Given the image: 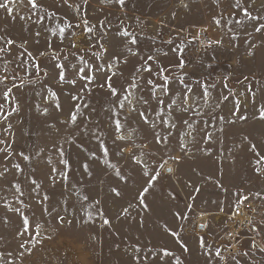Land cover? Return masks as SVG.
Wrapping results in <instances>:
<instances>
[{
	"label": "rangeland",
	"instance_id": "rangeland-1",
	"mask_svg": "<svg viewBox=\"0 0 264 264\" xmlns=\"http://www.w3.org/2000/svg\"><path fill=\"white\" fill-rule=\"evenodd\" d=\"M36 2L32 8L30 0H10L11 11L0 8V79L9 77L0 83V105L11 113L0 117V264H136V257L138 264H264V161L256 163L264 156V29L256 31L264 0H239V7L237 0ZM200 30L222 43L199 50ZM81 67L95 73L90 91ZM108 76L116 96L105 85ZM133 80L137 87L129 89ZM165 83L167 95L158 87L153 94ZM125 95L135 111L128 101L119 107ZM64 170L67 179L59 175ZM145 171L160 172L145 196L148 209L137 206ZM246 201L259 208L254 233L262 246L247 238L239 253L227 254L230 215ZM164 249L173 255L163 256Z\"/></svg>",
	"mask_w": 264,
	"mask_h": 264
},
{
	"label": "snow or ice",
	"instance_id": "snow-or-ice-1",
	"mask_svg": "<svg viewBox=\"0 0 264 264\" xmlns=\"http://www.w3.org/2000/svg\"><path fill=\"white\" fill-rule=\"evenodd\" d=\"M9 2H10V0H2V2H0V8H2V9H7L8 11H11V9L9 8ZM86 2H87V0H85V3H86ZM30 3H31L32 8H37V7L39 6V5L37 4L36 0H30ZM119 3H120V4H123V3H124V0H119ZM239 6H240V4H239V0H237V2H236V7H239ZM244 12H245L246 18H248V19H256L255 17H252L250 13L247 12V9H244ZM39 20H43V17H40ZM83 23L87 26L88 21H87V20H84ZM100 24H101V26H103L104 22L101 21ZM66 27H71V25H70V24H69V25H66ZM261 29H264V24H260L259 27L256 28V31H261ZM63 31H64L63 29H60L61 34H63ZM87 31H88L89 33H91V32L93 31V28L88 27V28H87ZM37 35H39V33H37ZM122 35H123L124 37H131V39H130V41H129L130 44L135 45V44L137 43L135 36L132 35L131 33L127 32V31H124V32H122ZM0 39H3V38L0 37ZM13 43H14V41H12L11 39H9V40L6 41V44H7V45H12ZM169 43H171V41H169ZM215 43L220 44V43H222V41L217 40ZM73 47H76V45L73 44ZM100 47H101V48H104L103 43L100 44ZM4 51H5V49L2 48V47H0V53H3ZM104 51L106 52L107 49L104 48ZM128 51H132V49H131V48H128ZM134 54H135V53H134ZM22 55H23V54H22ZM29 55H31V54L29 53ZM42 55H43V53H42ZM165 55H166V53H165ZM81 59H82V58H81ZM113 59H114V62H116V63H119V62H120V56H119V55L115 56ZM152 59H153V57H151V56L148 57V60H152ZM124 62L127 63V60H125ZM28 67H29V66L25 63L24 70H25L26 72L28 71ZM32 67H35L36 70L39 71V66H38V65H34V66H32ZM180 67H183V62H181ZM57 68L59 69V80H60V81H64V79H65L64 65H63V64H58V65H57ZM5 70H6V69H5ZM145 70L150 71V70H151V69H150V66H148ZM84 72H85V69H84L83 67H81V68L78 69V74H80V75H81V78L85 81V89H87L88 91H90L91 89L88 88V85H89L92 81L95 80L96 76H95V73H94V72H92V73H90V74H84ZM46 74H47V73H45V75H46ZM112 75L114 76V75H116V73L113 72ZM8 79H9L8 76H4L2 79H0V83H3L4 81H7ZM16 79H17V78H16L15 76L12 77V80H13V85H12V87H17V85H16V83H15ZM111 80H112V76H108V77L106 78L105 85L107 86V88H108V90L111 92V94H112L113 96H116V95H118V89L115 88V87H113V85H112V83H111ZM164 80L167 81V80H168V77L165 76V77H164ZM181 82H182V81H181ZM71 83L74 84V83H75V80L71 81ZM148 83H149V84H152L153 82H152V81H148ZM23 84H24V81H23V80H20V85L22 86ZM105 85H101V87H104ZM135 87H137V84L135 83V80H133V82L130 83V84L128 85V88L130 89V88H135ZM156 87L160 88V89L162 90V92H163L164 95H167V84H166V83L163 84V85H157V86H155V87L152 89L153 94H155ZM11 91H12V88H8V89L4 92L3 95H4V97H5L6 100H7L8 96H9V93H10ZM125 91L127 92L128 89H125ZM189 91H191V90L189 89ZM205 94H207V89H206V88H205ZM53 96H55V93H53ZM73 99H77V97H73ZM156 99H157V104H158V105H163V104H164V100H163V99H160L159 97H157ZM224 99L227 100V97H224ZM123 101H128L129 106H130V107H129V110H130V111H135V110H136V109H135V106H134V105L132 104V102L129 100V96H128V95L123 96L121 102L119 103V107H120V108H124V102H123ZM144 103L147 104L148 102H147V101H144ZM175 103H176V101H175V100H172L171 104L167 105V107L171 108L172 105H174ZM56 107H59V104H57ZM79 108H80V105L77 104V105H76V111H73V112L71 113V117H70V118H71V122H72L73 124H75L76 121H77V119H78V111H79ZM17 110H18V105L12 109V112H15V111H17ZM47 111H48L47 109H44V113H45V114L47 113ZM185 111H187V109H185ZM8 115H11V113H8L7 115H4V105H0V117H2L3 120H7ZM138 115L143 119L144 123L149 124V125L152 126V127H155V124H154L152 121L149 120V117H148L147 115H145V113H144L143 111H140V112L138 113ZM260 116H261V118H264V109H261V111H260ZM242 118H245V119H246V117H242ZM114 123H115L116 130L119 131V130L121 129V127H122V125H121V121H120L119 119H115V120H114ZM184 123H187V121H184ZM10 127H11V125H9V128H10ZM172 127H175V124H173ZM210 138H211V137H210V135H209V139H210ZM97 139H99V137H97ZM119 139H125V137L120 136ZM159 141H160V138L157 136V142H159ZM0 143H4V142H3V141H0ZM101 146H102V151H103V153H104L105 155H107V153H108V149H107V147L103 146V141H101ZM251 147H252V150H253V151H256V146H255V145H252ZM0 151H3V149H0ZM60 154H61V157H63V149H60ZM21 155L23 156V153H21ZM93 155H95V154L93 153ZM257 155L259 156V153H258V152H257ZM24 158H25V159H28L29 157L25 156ZM134 158L137 160V163H138V164H142V163H144V161L141 160L139 157H134ZM261 161H264V156H259V159L256 160V163L259 165V164L261 163ZM61 163H62L63 165H65L66 168L70 167V165H69V161H68L67 159H62V160H61ZM83 166H84V168H85L86 170L88 169V165H87V164H84ZM16 167H17V169L20 168L19 165H16ZM160 167H163V165H160ZM145 168H147V165H145ZM53 171L56 172L57 170H56V169H53ZM168 171L170 172V171H172V169L169 168ZM257 171L259 172L260 169L257 168ZM59 175L63 176L64 179H67V178H68L67 170L60 171V172H59ZM89 175H91L90 172H89ZM117 175H119V173H117ZM145 175L148 176V180H147L146 185H145V186L142 188V190H140L139 193H138V196H137L138 205H137V206H143L144 209H148V204L145 202V196H146V194L149 192V190L154 186V183L158 180V178H159V176H160V172H159V171H155L154 174L149 175L148 172L145 171ZM53 182H54V181H53ZM33 184H35L36 187H39V185L37 184V182H36L35 180H33ZM196 191L199 192V189L197 188ZM112 192H113L116 196H120V195H121L120 190H119L118 188H113V189H112ZM21 194H22V193H21ZM84 198L87 199L86 196H85ZM44 199H45V200L48 199L47 195L44 196ZM243 199L246 200L247 197L245 196V197H243ZM240 202H242V201H240ZM21 203H22V201H21ZM96 203H99V201H96ZM132 206H133V205L129 204L128 207H132ZM189 207H191V206H189ZM15 211L19 212L20 209L17 208V209H15ZM100 211H101V213H102L103 210L101 209ZM123 212L127 213V208L123 209ZM175 215H176L177 217L180 216L179 213H176ZM185 218H186V217H185ZM60 219H61V221H62V220H63V217H60ZM28 223H29L28 217L25 216V217H24V224L27 225ZM109 223H110V220H108V219L106 218V219L104 220V224H109ZM202 226H203V227H206V225H202ZM36 227H37V229H39L40 225L38 224V225H36ZM21 234H22V233H21ZM37 234H38V233H37ZM172 235H173L174 237H176V236H178V233L173 232ZM253 246H256L255 243H254ZM21 247H23V245H21ZM137 250H138V249H137ZM185 250H187V249L185 248ZM172 255H173V253H171V252L168 251L167 249H164V250H163V256H172ZM217 255H219V252H217ZM245 255H247V253H245ZM162 258H163V257H161V259H162ZM144 259H148V257H144ZM139 260H140V257H136V258H135L136 264H138ZM177 264H179V261H177Z\"/></svg>",
	"mask_w": 264,
	"mask_h": 264
},
{
	"label": "built area",
	"instance_id": "built-area-1",
	"mask_svg": "<svg viewBox=\"0 0 264 264\" xmlns=\"http://www.w3.org/2000/svg\"><path fill=\"white\" fill-rule=\"evenodd\" d=\"M196 42L199 50H207L214 45V40L206 30H200L196 35ZM259 213L256 203L246 201L234 208L230 215L229 227L224 232L222 248L227 254L240 252L243 241L252 239L262 246L259 237L254 233V224Z\"/></svg>",
	"mask_w": 264,
	"mask_h": 264
},
{
	"label": "crops",
	"instance_id": "crops-1",
	"mask_svg": "<svg viewBox=\"0 0 264 264\" xmlns=\"http://www.w3.org/2000/svg\"><path fill=\"white\" fill-rule=\"evenodd\" d=\"M211 36V35H210ZM211 38L215 41V39L213 38V36H211ZM214 44H215V42H214ZM213 47H214V45H213ZM210 49V48H209Z\"/></svg>",
	"mask_w": 264,
	"mask_h": 264
},
{
	"label": "bare ground",
	"instance_id": "bare-ground-1",
	"mask_svg": "<svg viewBox=\"0 0 264 264\" xmlns=\"http://www.w3.org/2000/svg\"><path fill=\"white\" fill-rule=\"evenodd\" d=\"M204 218V217H203Z\"/></svg>",
	"mask_w": 264,
	"mask_h": 264
}]
</instances>
